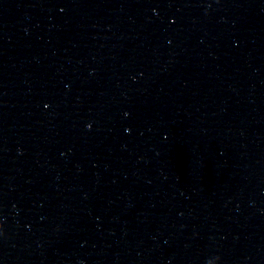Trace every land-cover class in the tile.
I'll list each match as a JSON object with an SVG mask.
<instances>
[{"label": "water", "instance_id": "1", "mask_svg": "<svg viewBox=\"0 0 264 264\" xmlns=\"http://www.w3.org/2000/svg\"><path fill=\"white\" fill-rule=\"evenodd\" d=\"M0 264H179L101 0H0Z\"/></svg>", "mask_w": 264, "mask_h": 264}, {"label": "clouds", "instance_id": "2", "mask_svg": "<svg viewBox=\"0 0 264 264\" xmlns=\"http://www.w3.org/2000/svg\"><path fill=\"white\" fill-rule=\"evenodd\" d=\"M207 264H213V261H212V260H209V261L207 262Z\"/></svg>", "mask_w": 264, "mask_h": 264}]
</instances>
